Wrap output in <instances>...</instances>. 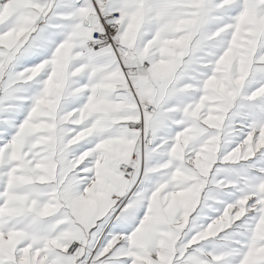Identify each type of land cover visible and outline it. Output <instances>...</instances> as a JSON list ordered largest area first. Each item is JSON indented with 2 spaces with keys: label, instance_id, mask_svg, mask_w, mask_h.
I'll return each instance as SVG.
<instances>
[{
  "label": "snow or ice",
  "instance_id": "snow-or-ice-1",
  "mask_svg": "<svg viewBox=\"0 0 264 264\" xmlns=\"http://www.w3.org/2000/svg\"><path fill=\"white\" fill-rule=\"evenodd\" d=\"M0 264H264V0H0Z\"/></svg>",
  "mask_w": 264,
  "mask_h": 264
}]
</instances>
